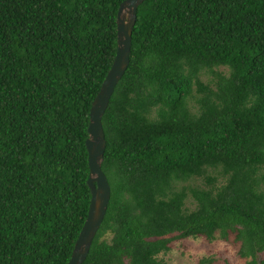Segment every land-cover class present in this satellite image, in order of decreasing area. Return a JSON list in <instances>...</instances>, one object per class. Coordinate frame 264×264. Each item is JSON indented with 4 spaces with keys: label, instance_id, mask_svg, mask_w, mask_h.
Instances as JSON below:
<instances>
[{
    "label": "trees",
    "instance_id": "1",
    "mask_svg": "<svg viewBox=\"0 0 264 264\" xmlns=\"http://www.w3.org/2000/svg\"><path fill=\"white\" fill-rule=\"evenodd\" d=\"M121 1L0 0V264L70 256ZM101 127L110 196L81 264H169L171 240L229 233L264 264V0L142 1Z\"/></svg>",
    "mask_w": 264,
    "mask_h": 264
},
{
    "label": "water",
    "instance_id": "2",
    "mask_svg": "<svg viewBox=\"0 0 264 264\" xmlns=\"http://www.w3.org/2000/svg\"><path fill=\"white\" fill-rule=\"evenodd\" d=\"M142 1L144 0H122L117 7L115 53L88 110L87 138L84 140V146L87 153L88 177L86 185L90 193L89 203L86 216L65 264H81L83 262L109 201V184L100 168V160L105 146L101 116L114 86L128 65L131 28L135 21L136 8Z\"/></svg>",
    "mask_w": 264,
    "mask_h": 264
},
{
    "label": "rangeland",
    "instance_id": "3",
    "mask_svg": "<svg viewBox=\"0 0 264 264\" xmlns=\"http://www.w3.org/2000/svg\"><path fill=\"white\" fill-rule=\"evenodd\" d=\"M215 70L226 73L224 67H217ZM209 75L201 73L200 79L208 81ZM186 206L192 207L189 198L186 199ZM109 237V235H107ZM238 242L233 239V234L229 233L226 240L219 238L207 240L202 236L195 238L173 239L169 243L166 252L158 253L156 257L169 264H196L202 257H210L211 264H247L249 258L240 257L237 254ZM264 260V253H257L256 260Z\"/></svg>",
    "mask_w": 264,
    "mask_h": 264
}]
</instances>
